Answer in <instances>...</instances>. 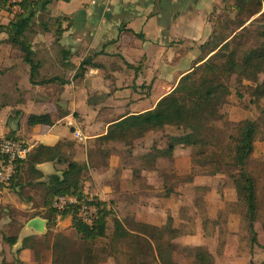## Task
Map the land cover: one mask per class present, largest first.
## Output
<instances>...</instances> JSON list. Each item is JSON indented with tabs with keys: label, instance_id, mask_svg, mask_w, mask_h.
Wrapping results in <instances>:
<instances>
[{
	"label": "trees",
	"instance_id": "16d2710c",
	"mask_svg": "<svg viewBox=\"0 0 264 264\" xmlns=\"http://www.w3.org/2000/svg\"><path fill=\"white\" fill-rule=\"evenodd\" d=\"M58 1L69 0H25L21 3V11L14 13L7 0H0V10L12 12L11 20L0 28L1 32L5 34V42L11 49H16L22 61L29 65V80L32 85L64 84L61 78L37 77V52L32 50L27 38L37 12H45L49 4ZM207 20L211 28L210 35L198 46L199 54L191 69L182 74L178 84L153 109L138 114H123L112 121L104 135L88 140L85 145V160L76 158L74 142L64 140L53 147L31 142L27 158L16 164L9 188L18 183L20 172L27 173L32 178L42 177L36 165L53 162L60 165L62 170L59 175L49 176L46 182L33 183L43 186L45 194L43 213L34 214L32 217L43 219L46 222V231L41 235L24 237L16 254L25 249L31 250L37 264L44 261L42 251L50 253V264H100L108 258L120 263L123 261L125 264H179L174 260L175 254L183 257L182 264H213L214 258L205 246H178L175 243L179 237L192 235L193 232H187L186 225L181 228L175 225L173 216H168L161 226L137 219L122 222L112 208H108L106 203L95 197L90 198L84 190L93 159L97 156H109L110 145L120 144L131 149L134 142L147 133L158 132L165 127L181 130L182 134L168 138L164 150L152 147L147 154H143L142 168L150 169L158 158L172 157L176 147L196 149L198 155L208 146L218 144L217 148H220L222 142L219 135L209 136V133L216 123L223 121L222 109L231 103L233 93L237 98H242V88L247 91L250 103L263 104L260 115L264 123V0H221L213 7ZM59 21L60 18L54 19L55 24H59ZM40 25L46 28L47 22L42 20ZM61 33L62 30L58 28L55 35L60 37ZM55 41L58 42L59 38ZM68 54L67 50L60 48L57 56L66 60ZM91 61L86 58L77 68L74 75L76 86L83 85L84 73L88 67H99ZM124 65L129 69L135 68L127 62ZM70 114L65 111L58 116L63 118ZM73 117L80 122L77 113H73ZM26 124L31 127H51L54 122L49 114H40L30 115ZM224 124L227 127L232 126L235 133L227 135V142L217 154L220 157L211 159V163L222 165L228 173L226 175L232 182L236 197L232 213L238 212L236 215L239 217L242 215L250 234L252 248L258 245L254 228L258 206L256 184L248 170V164L255 150L260 125L249 119L240 121L235 126V123ZM70 130L72 133L75 131L74 128ZM5 139L25 140L16 136L15 132L7 134ZM78 144L83 146L81 141ZM206 164L207 162H203L200 165ZM210 174L221 176L225 173L217 170ZM58 196H74L79 203L89 202L90 199V204L98 209L94 224L86 226L77 219L79 205L63 210L55 209L53 200ZM164 197H168V193ZM161 201L164 202L163 197L158 198L155 205L163 212ZM67 218L70 219V227L75 233L74 240H70L58 228V220ZM110 221L112 227L109 233ZM208 221L217 227V220H204L201 225L203 232ZM13 223L11 220L9 225ZM50 235L53 236L51 245L48 242ZM2 240L13 246L17 242V235H2ZM261 247L264 249V245ZM0 264L21 262L14 258L12 263L2 260ZM261 264H264V260Z\"/></svg>",
	"mask_w": 264,
	"mask_h": 264
},
{
	"label": "crops",
	"instance_id": "0c3cea01",
	"mask_svg": "<svg viewBox=\"0 0 264 264\" xmlns=\"http://www.w3.org/2000/svg\"><path fill=\"white\" fill-rule=\"evenodd\" d=\"M220 1L69 0L49 4L45 12L36 14V18L43 17L47 22L46 28L41 26L29 42L37 52V77L61 78L64 84L32 85L30 67L22 58H1L0 140L10 132L24 138L28 144L37 142L53 147L66 140L75 143L76 158L85 160L83 152L85 154L88 140L104 135L112 121L123 114L153 109L178 84L182 74L191 69L199 54L198 46L211 32L208 15ZM56 18H60L59 24L54 23ZM58 28L62 30L60 37L55 35ZM60 48L69 52L66 60L57 56ZM86 58L99 67H88L83 85L76 86L74 75ZM124 62L135 68H126ZM162 85L167 87L162 88ZM154 93L157 96L151 101ZM41 111L45 112L41 114H49L54 124L28 126V117L40 115ZM65 111L71 114L60 118L58 115ZM73 113L78 114L80 122ZM70 128L81 133L84 148L74 139ZM36 169L42 177L32 178L20 172L17 184L11 188L0 187V263L2 260L12 263L18 258L21 264H37L31 250L16 254L24 237L37 234L26 228L27 223L20 229L13 246L3 242L1 234L14 236L6 235L1 225L8 227L10 220H15L13 215L1 218V207L27 212L44 209L45 190L33 183L46 182L49 176L59 175L62 167L48 162L36 165ZM31 219L33 217L28 220ZM205 235L199 227L197 232L176 241L181 246H205L214 258L213 264L218 260L223 264L255 263L249 251L239 256L229 242L222 255H218L215 250L218 237L211 239ZM194 236L201 241L197 242ZM193 241L197 243L193 245ZM258 245L264 244L258 242ZM174 260L178 263L176 257Z\"/></svg>",
	"mask_w": 264,
	"mask_h": 264
},
{
	"label": "rangeland",
	"instance_id": "374dc122",
	"mask_svg": "<svg viewBox=\"0 0 264 264\" xmlns=\"http://www.w3.org/2000/svg\"><path fill=\"white\" fill-rule=\"evenodd\" d=\"M11 18L12 12L0 10V28L5 26ZM42 20L45 21L43 17L34 19L30 32L27 33L29 41L41 28ZM4 38L5 34L0 29V102L1 58H21L20 53L16 49H11ZM233 86L232 82V92H234ZM161 87L166 88L167 86L162 85ZM240 92L241 99L233 93L231 103L222 109L223 121L216 123L209 136L219 135L223 146L227 142V135L235 133L232 126L227 127L224 122L235 123V126L236 123L249 119L257 121L260 125L248 170L256 184L258 213L254 225L257 231V242L262 245L264 244V123L261 120L260 111L263 104L250 103L247 91L242 88ZM130 93L133 94L132 91ZM156 96V93L152 94L150 100L153 101ZM47 106L44 105V107ZM81 130H83L82 127ZM181 134V130L165 127L161 131L147 133L142 139L135 141L131 149L120 144L110 145L109 156H97L93 159L85 182V192L90 198L95 197L98 201L106 203L107 207L112 208L116 217L122 222L128 219H137V221L161 226L166 222L168 216H173L175 225H178L179 228L186 225V231L194 233L201 227L204 220H217L216 228L211 221H208L205 230L207 238L218 237V245L215 247L217 254L222 255L220 253H223L225 245L229 242L230 247L239 256L249 251L251 257L255 259L254 264H261L264 260V249L260 245H254L251 248L250 234L242 215L239 217L236 215L238 212L232 213L235 209L236 198L232 182L227 176L228 173L222 165L211 163V159L220 157L217 154L220 153L219 149L222 146L220 148H217L218 144L208 146L201 155H198L197 150L193 148L176 147L172 157L158 158L150 169L142 168L141 157L143 154H147L152 147L164 150L167 147L168 138ZM83 155L85 156L84 152ZM203 162H207V164L201 166ZM217 170L225 174L221 176L210 174ZM166 193H168V197L165 198ZM161 197L164 198V202H160L163 212L158 210L155 205L156 200ZM41 213H43V209L39 210V208L27 212L13 207H1V218L13 215L15 219L12 220L14 222L12 225L8 224V227L1 225V230L6 231V235H17L21 228H25V224L32 215ZM184 220L186 221L184 222ZM57 224L62 234L70 240L75 239V233L70 227V220H58ZM109 227L108 232L110 233L111 221ZM1 234L4 233L1 232ZM192 238L197 239V242L201 241V238H197V236ZM176 240L175 243L181 246ZM196 241L192 242L193 245L197 243ZM48 242L49 245L52 244V235L48 237ZM42 255L44 256L42 264H50V253L42 251ZM7 257L8 260L11 259L10 256ZM174 257L178 263L182 264L181 255L175 254ZM100 264L125 263L108 258ZM217 264H223V262L218 260Z\"/></svg>",
	"mask_w": 264,
	"mask_h": 264
},
{
	"label": "built area",
	"instance_id": "2783aa9c",
	"mask_svg": "<svg viewBox=\"0 0 264 264\" xmlns=\"http://www.w3.org/2000/svg\"><path fill=\"white\" fill-rule=\"evenodd\" d=\"M12 5L14 13L21 11V3L25 0H7ZM34 1V0H26ZM71 126V124H69ZM73 137L77 141H82L83 137L78 130L73 132ZM31 149L30 144L23 140L3 139L0 141V186L8 187L15 173L16 164L24 161ZM79 205L77 219L86 226H92L96 220L98 209L89 202L79 203L74 196H58L53 200V207L63 210L70 206Z\"/></svg>",
	"mask_w": 264,
	"mask_h": 264
},
{
	"label": "water",
	"instance_id": "95a60500",
	"mask_svg": "<svg viewBox=\"0 0 264 264\" xmlns=\"http://www.w3.org/2000/svg\"><path fill=\"white\" fill-rule=\"evenodd\" d=\"M46 222L41 218H33L27 222L26 228L33 230L37 234L45 233Z\"/></svg>",
	"mask_w": 264,
	"mask_h": 264
}]
</instances>
